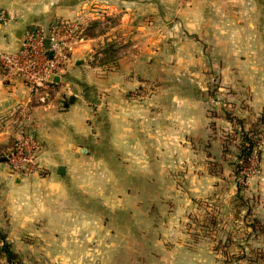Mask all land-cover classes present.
Masks as SVG:
<instances>
[{
	"label": "crops",
	"instance_id": "1",
	"mask_svg": "<svg viewBox=\"0 0 264 264\" xmlns=\"http://www.w3.org/2000/svg\"><path fill=\"white\" fill-rule=\"evenodd\" d=\"M0 9L8 15L0 24V55L18 51L30 26L76 24L94 10L109 24L98 36L75 38L66 71L54 76L56 85L45 101L24 79H9L0 66V211H22L23 219L83 220L89 217L92 192L102 204L94 217H126L118 189L122 183L131 190L138 126L147 123L148 172L155 176L150 181L173 188L170 173L182 171L190 176L196 197L226 179L224 171L236 184L232 164L225 162L236 159V150L229 145L225 152L224 144L239 125L227 113L252 121L264 109V0H0ZM254 28L256 41L248 36ZM118 37L126 44L125 54L115 65L100 67L94 62L97 46ZM249 42L257 45V56ZM171 68L176 70L171 73ZM211 74L220 77L215 98L209 95ZM147 85L148 112L142 115L133 91ZM28 134L41 146L43 172L18 176L6 155ZM222 158L224 165H217ZM61 165L63 174L58 173ZM218 168L222 177L211 172ZM98 170L107 173L103 178L114 193H102L105 182L97 185L93 178ZM257 175L262 205L264 147ZM173 248L148 243V264H180L175 252L196 249V264H217L206 247Z\"/></svg>",
	"mask_w": 264,
	"mask_h": 264
},
{
	"label": "rangeland",
	"instance_id": "2",
	"mask_svg": "<svg viewBox=\"0 0 264 264\" xmlns=\"http://www.w3.org/2000/svg\"><path fill=\"white\" fill-rule=\"evenodd\" d=\"M186 1L190 0H179L183 3ZM106 21L107 18L103 19L99 11L94 10L80 22H76V26L83 33L82 36L94 37L107 30L109 24ZM256 35L255 28L249 29L250 40L256 41ZM247 45L250 52L256 55L257 45L250 42ZM102 47L97 46L94 52V57L98 56L94 58V62L98 61L97 64H101L108 56H117L118 59L127 50L120 37L108 41ZM101 52L106 55L99 56ZM175 70L171 68V73ZM209 77V95L212 98L220 96V77L215 74ZM148 94V85L133 91L136 101L143 105L142 109L138 110L142 115L148 112ZM138 118L143 119V116ZM138 128L141 130L138 131V156L135 157L137 162L134 164L133 173L136 179L131 180L130 191L122 183L118 189L120 196L124 197L122 204L126 207V217L124 213L120 217L112 213L113 218L107 221L101 216L94 217V209L100 210L102 204L96 199L97 194L92 192L87 205L90 211L89 214L85 213L89 217L83 220L66 222L58 215L49 219H40L41 215L23 219L20 218L22 211H0V229L6 233L18 253L16 263L120 264L121 261L127 260L124 264H148V243L163 242L169 249H180V246L185 245L190 249H196L198 246L199 251H202L206 247L213 254L217 264H264V203L261 205L260 193L258 194L259 173H241L242 191L249 198L250 210L247 204L242 205L235 192L232 193L237 185L232 184V179L227 177L225 171L223 174L226 179H218V186L213 190L206 189L200 197H196L195 191L191 189L190 176L186 177L182 171L170 173L171 176L174 174L173 188H161L159 182L150 181L151 176H155L154 173L148 172V123L139 124ZM233 135L236 136V133L230 131L226 140ZM229 145L230 151L235 149L237 153L236 142L232 141ZM224 161L222 158L215 163L224 165L226 162L228 166L233 160L228 157L227 161ZM106 174L98 170L93 178L97 185L105 182L102 193L110 195V192H114L110 190L109 180L105 181L103 178ZM217 176L222 177L219 174ZM160 192L165 193L167 198H161ZM194 199L196 206L192 204ZM209 209L215 210L218 216L219 222L215 228L204 219ZM236 211L244 216L245 221H240ZM253 219L260 220L262 225L254 229L251 226ZM208 225L210 226L207 227ZM188 251L175 252V260L180 264L198 263L193 258L198 254V249ZM0 264H9L1 252Z\"/></svg>",
	"mask_w": 264,
	"mask_h": 264
},
{
	"label": "built area",
	"instance_id": "3",
	"mask_svg": "<svg viewBox=\"0 0 264 264\" xmlns=\"http://www.w3.org/2000/svg\"><path fill=\"white\" fill-rule=\"evenodd\" d=\"M8 21L6 10L0 9V24ZM77 26L67 21H57L52 27L34 25L26 28L22 34L21 45L14 53L0 55V65L9 79L20 77L45 101L48 91L54 83L55 75L65 73L70 59L72 43L75 40ZM50 43L47 46L46 40ZM264 147V134L250 157L245 173H259L260 155ZM40 144L31 136L18 138L8 151L7 162L11 172L18 176L42 173L40 164Z\"/></svg>",
	"mask_w": 264,
	"mask_h": 264
},
{
	"label": "trees",
	"instance_id": "4",
	"mask_svg": "<svg viewBox=\"0 0 264 264\" xmlns=\"http://www.w3.org/2000/svg\"><path fill=\"white\" fill-rule=\"evenodd\" d=\"M53 24V23H52ZM52 24L49 25V29L52 27ZM83 33L77 29V33L75 37H81ZM116 64V56H108L101 64L100 67L107 69L108 67ZM1 66V65H0ZM2 67V66H1ZM3 69V68H2ZM52 85H56V83H52ZM227 117L230 119H235L238 123L239 127L235 129L236 136H230L225 141L224 151L228 150V145L230 142H236L237 153L235 154L236 159L231 162L233 167V175L235 178V182L237 185V193L236 197L241 201L242 205H248V200L242 189V184L240 182L241 173L245 171L249 164L250 157L253 155V152L258 144L260 135L264 134V111L260 112L256 118L252 121L248 120V118H241L235 114L227 113ZM230 134V132H229ZM234 137V138H233ZM221 170L211 171L213 174H220ZM203 202V201H201ZM211 206V205H210ZM240 207V206H239ZM250 210V207L248 205ZM215 210L209 209L206 211L204 215V219L208 224L213 226L214 228L217 226L219 220ZM262 225L260 220L253 219V223L251 226L256 229L258 225ZM208 225L207 227H209ZM264 228V225H262ZM0 252L9 262V264H23L16 263L18 259V253L12 247L11 242L8 240L6 233H4L0 229Z\"/></svg>",
	"mask_w": 264,
	"mask_h": 264
},
{
	"label": "water",
	"instance_id": "5",
	"mask_svg": "<svg viewBox=\"0 0 264 264\" xmlns=\"http://www.w3.org/2000/svg\"><path fill=\"white\" fill-rule=\"evenodd\" d=\"M49 43H50V41H49V39H47V40H46V45L48 46ZM57 78H58V77H56V79H57ZM70 99L73 100V96H71ZM84 150H85V149H84ZM6 158H7V157H6ZM64 172H65V167H64L63 165L59 166V167H58V173L63 174Z\"/></svg>",
	"mask_w": 264,
	"mask_h": 264
}]
</instances>
